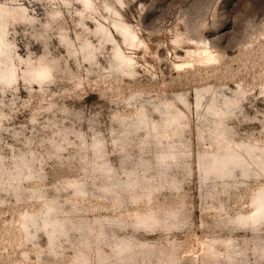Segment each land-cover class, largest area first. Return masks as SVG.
<instances>
[{
	"label": "rangeland",
	"instance_id": "1",
	"mask_svg": "<svg viewBox=\"0 0 264 264\" xmlns=\"http://www.w3.org/2000/svg\"><path fill=\"white\" fill-rule=\"evenodd\" d=\"M0 264H264V0H0Z\"/></svg>",
	"mask_w": 264,
	"mask_h": 264
},
{
	"label": "bare ground",
	"instance_id": "2",
	"mask_svg": "<svg viewBox=\"0 0 264 264\" xmlns=\"http://www.w3.org/2000/svg\"><path fill=\"white\" fill-rule=\"evenodd\" d=\"M228 167V166H227ZM222 174V173H221ZM224 174V173H223Z\"/></svg>",
	"mask_w": 264,
	"mask_h": 264
}]
</instances>
